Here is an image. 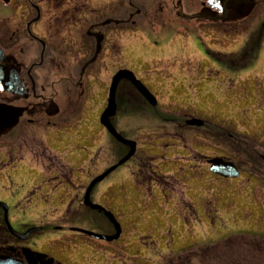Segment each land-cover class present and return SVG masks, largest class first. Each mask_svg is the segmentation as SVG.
<instances>
[{
    "label": "rangeland",
    "instance_id": "1",
    "mask_svg": "<svg viewBox=\"0 0 264 264\" xmlns=\"http://www.w3.org/2000/svg\"><path fill=\"white\" fill-rule=\"evenodd\" d=\"M259 17L256 14L247 21L252 29L250 32L255 29L253 24ZM143 27L121 28L118 34H111L119 46L113 48V52L110 41L103 55L105 101L113 75L123 69L134 71L160 102L162 108L156 116L161 112L164 121L176 120L178 124L165 122L163 128L148 117L137 122L118 118L117 129L138 141V146L149 155L151 149L165 150L167 144L168 158L189 157L192 151L190 161L196 166V173L186 170L178 175L177 164L169 159L153 160L152 166L158 165L161 174L172 178L165 186L167 190H152L138 176L135 162L129 161L99 183L92 196L94 199V194L99 192L97 200L101 196V205L114 212L124 236L119 243L103 244L101 240L90 243L113 249L115 254L101 249L99 253H104L96 256L95 250L83 249L81 253L82 249H77L79 246L70 249L74 246L72 238L48 242L41 245L39 251L60 264H84L88 258L94 264H184L180 258L197 254L189 264H264V189L259 190L261 186L258 185L264 183V173L252 168L247 175L243 172L239 180L226 181L213 177L206 169L207 164L206 168L201 167L207 158L217 156L235 159L232 162L239 167H251L250 157L264 146V63L250 70L246 49L239 51L244 41L235 34L239 32L224 36L220 31L203 27L176 29L169 26L162 30ZM230 37L233 43L228 41ZM250 45L245 48L250 49ZM205 49L215 54H228L227 60L233 67L228 69L225 62L219 65L209 61ZM179 118L180 123L183 119L196 118L206 121V125L200 130L178 128ZM178 129L187 142L184 144L189 145L188 154L173 152L178 145L170 148L174 145L169 141L170 133L175 134ZM231 135H236L237 141L228 137ZM249 138L255 139L256 144ZM94 141L95 137L92 145ZM86 144L89 146L88 141ZM181 148H184L182 144ZM85 153L84 159L75 165V182L83 176H100L108 167L117 164V159L105 152L103 162L97 163L94 169L95 154L91 156L86 146ZM188 165L186 162L185 168ZM30 175L23 170L15 174L0 172V199L20 195L24 188L18 182ZM31 177L29 183L34 179L38 182L32 197L34 205L48 209L52 218L47 220L51 223L56 221L53 223L63 225L59 218L63 215L65 201L71 196V187H60L50 194L56 188L54 184L41 186L39 182L45 178L38 173H32ZM64 223L70 227V218ZM92 229L87 226L85 231L95 233Z\"/></svg>",
    "mask_w": 264,
    "mask_h": 264
},
{
    "label": "flooded vegetation",
    "instance_id": "2",
    "mask_svg": "<svg viewBox=\"0 0 264 264\" xmlns=\"http://www.w3.org/2000/svg\"><path fill=\"white\" fill-rule=\"evenodd\" d=\"M245 13L242 18L236 10L216 0H0V83L3 85V89L0 87V110L7 122L9 112L19 115L16 125L10 130L6 128V134L0 137V172L15 174L23 170L31 175L41 174L45 178L39 182L41 186H56L50 194L63 186L72 189L59 218L63 225L54 224L56 221L51 223L47 220L52 218L48 209L34 205L32 197L38 182L34 179L29 183L31 175L18 182L24 188L20 195L0 199V205H6V208L0 206V258L19 264H60L42 255L39 249L43 244L62 238H72L74 246L70 249L79 246L77 249H82L81 253L83 249H109L94 246L90 241L97 240L82 232L89 226L96 234H115L104 213L84 205L86 191L95 177L83 176L75 182L77 172L74 168L84 159L85 146L91 156L95 154L94 169L97 163L103 162L105 152L117 161L130 152V147L116 141L100 122L106 106L103 55L110 41L112 50L119 46L111 34H118L121 28L131 30L143 26L161 30L169 26L176 29L203 27L220 31L224 36H232L234 31L239 32L235 33L239 36L242 31L241 35L246 38L241 46L247 51V64L253 71L257 64L264 63V0H249ZM256 14L260 19L253 24L255 30L250 32L247 21ZM98 36H103V41L97 55ZM250 43V49L245 48ZM203 51L209 61L219 65L225 62L228 69L233 67L227 60L228 55L215 54L209 49ZM143 84L154 94L148 84ZM118 86V111L112 120L117 131L118 118L137 122L148 117L161 127L165 122L178 124L176 120L164 121L161 112L156 116L162 108L160 102L152 107L129 81L124 80ZM180 119L178 128H185L188 119H183L182 123ZM181 132L178 129L169 137L174 142L171 148L178 145L177 153L184 151L181 144L189 147L184 144ZM119 134L137 143L136 154L131 159L136 168L149 170L152 158L162 151L151 149L149 155L138 146V141ZM250 158L251 167H239L241 174L243 171L250 173L252 168L264 173V146ZM142 180L148 184L169 183L158 172L142 174ZM93 193L94 190L91 202L101 205V197L97 200L99 192L94 194V199ZM67 218H70V227L65 226ZM37 234L41 237H36ZM79 238L81 240L76 241Z\"/></svg>",
    "mask_w": 264,
    "mask_h": 264
},
{
    "label": "water",
    "instance_id": "3",
    "mask_svg": "<svg viewBox=\"0 0 264 264\" xmlns=\"http://www.w3.org/2000/svg\"><path fill=\"white\" fill-rule=\"evenodd\" d=\"M221 2V5H223L226 8L232 9V10H236L238 12V15L240 17H244L245 16V12H246V7L249 4V0H216ZM102 41H103V36H98V42H97V55L101 52V45H102ZM0 58H1V50H0ZM1 68V67H0ZM1 69H0V82L1 81ZM115 77L112 80V84L109 90V98H108V103L106 106V109L104 111V113L101 116V124L110 132V134L119 142L125 144L126 146H129L131 148L129 154L127 155V157H124L118 165L111 167V169H109L107 172H105L103 175L95 178V180L90 184L89 188L87 189L86 192V196L84 199V204L86 206H90L93 210H98L100 212H103L106 217H108V219L113 223L114 225V229H116L117 234L115 236H102V235H97L95 233H90V232H84L85 234H87L88 236L98 239V240H103V241H107V242H114L117 241L121 238L122 235V229L120 228V224L116 221L114 215L110 212H107L105 209H103L101 206H97V205H93L90 201V196H91V192L94 189V187L96 185H98L99 183H101L102 181H104L106 178H108V176L114 172L118 166H122L125 163H127L136 153V143L133 141H129L124 139L120 134L117 133V131L115 130L114 127H112V123H111V119H113L115 117V115L117 114V103H116V94H117V89H118V85L120 84L121 81L123 80H127L130 81L136 88L137 90L141 93V95L145 96L146 100L152 105V106H157L158 102L157 99L154 97V95H152L149 90L139 81L136 79L135 75H133L132 72L128 71V70H122L119 71L116 75H114ZM0 87L3 89V85L0 83ZM3 110H0V137L3 134H6V128L12 129L16 123H17V119L19 118V115L16 116L14 114H11L9 112V120L8 122L5 121V117L3 115ZM188 126L190 127H198L201 128L204 126V122L201 120H197L193 119L190 121H187L186 123ZM209 164L211 165L210 171L211 173H214L216 175H219L221 177H224L226 179H232V178H238L240 175V172H238L239 170L237 169V167L230 162H226L224 159L222 158H215L212 159L211 161H209ZM0 206H5L6 205H0ZM0 264H19L17 262H14L11 259H7V258H0Z\"/></svg>",
    "mask_w": 264,
    "mask_h": 264
},
{
    "label": "trees",
    "instance_id": "4",
    "mask_svg": "<svg viewBox=\"0 0 264 264\" xmlns=\"http://www.w3.org/2000/svg\"><path fill=\"white\" fill-rule=\"evenodd\" d=\"M193 257L192 255H188V257H183V258H180L179 260H181V262L182 263H184V264H189V262H190V259ZM178 263H179V261H178Z\"/></svg>",
    "mask_w": 264,
    "mask_h": 264
}]
</instances>
